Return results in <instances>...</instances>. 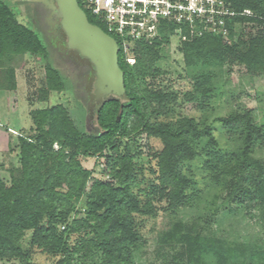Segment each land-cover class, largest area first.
Returning <instances> with one entry per match:
<instances>
[{
  "label": "trees",
  "instance_id": "1",
  "mask_svg": "<svg viewBox=\"0 0 264 264\" xmlns=\"http://www.w3.org/2000/svg\"><path fill=\"white\" fill-rule=\"evenodd\" d=\"M77 2L89 23L106 33L84 0ZM232 8L254 15L228 21L232 27L240 22L264 25V0H233ZM188 26L159 22L155 38L135 41L130 63L114 38L125 96L112 97L97 108L91 131L83 122L78 125L62 104L30 111L32 127L16 138L17 165L6 169L7 180L0 179V261L33 264L31 257L40 253L53 264H139L137 254L146 244L142 221L154 218V205L164 202L165 213L178 219L183 208L199 200L198 183L186 169L195 161L229 199L264 207V160L255 158L264 150V123L256 124L252 110L246 108L216 117L213 122L233 143L231 148H220L213 123L191 117L158 120L177 96L155 86L162 73L158 59L176 29L184 37V62L188 68L198 67L192 89L184 94L188 102L198 98V108L215 94L216 75L210 67L237 66L252 76L264 74V31L250 36L232 28L233 42L225 44L207 33L191 37ZM25 55L45 59L44 93L64 90L66 80L49 62L46 40L31 24L19 23L15 10L0 0V60ZM0 73V90L14 89V69L7 66ZM142 134L162 146L153 156L154 167L140 160L137 139ZM54 143L58 150H53ZM89 158L105 159L101 178L83 166ZM157 241L160 249L175 251L168 264H196L204 254L216 264H264L261 248L224 247L191 236L178 220Z\"/></svg>",
  "mask_w": 264,
  "mask_h": 264
},
{
  "label": "rangeland",
  "instance_id": "2",
  "mask_svg": "<svg viewBox=\"0 0 264 264\" xmlns=\"http://www.w3.org/2000/svg\"><path fill=\"white\" fill-rule=\"evenodd\" d=\"M16 13L19 23L30 26L20 16L16 0H1ZM233 0H226L225 9L232 14L223 15V25L205 26L197 23L189 27L191 37L201 36L204 33L222 38L225 44L233 42L230 39V29L235 32H243L246 35L255 36L264 31V25L252 22H240L232 27L228 21L242 16L254 17L249 10L235 11L232 8ZM32 27V25H31ZM214 28V29H213ZM113 38L115 35L110 34ZM237 36V35H236ZM184 40L181 29H176L169 35V42L164 47L159 59L158 67L162 73L155 79L156 89L174 93L177 101L170 105L169 111L159 116L158 120H176L180 117H191L197 121L213 123L214 136L220 148H231L233 143L221 130L219 124L214 123L216 117L226 116L230 111L238 108L251 109L256 124L264 123V74L249 75L242 67L225 66L210 70L215 77V94L202 108H198V98L195 101H186L184 94L192 89L193 79L198 67L188 68L181 52V42ZM119 41V40H118ZM130 49L124 51L127 62H132L131 49L135 41L126 40ZM148 42V41H147ZM121 44V42H119ZM48 60L58 69L66 80V85L61 92L44 93L41 89V80L44 76L45 59L32 55L12 57L8 60H0V69L12 67L15 74V87L12 90H0V179L7 180V170L11 165H17V153L15 148L16 138L19 133L26 132L32 127L30 111L45 109L57 104L64 105L78 125L83 122L84 109L78 100H82V85L77 79V70L69 60L62 58L60 54L48 47ZM1 77V73H0ZM1 79V78H0ZM75 93V95H74ZM78 98H76V97ZM90 123V122H89ZM88 128L90 125L88 124ZM8 142L12 152L8 150ZM137 147L141 152L142 162H151L155 166L153 156L162 148L159 141L147 138L142 134L137 139ZM58 144H53V150H58ZM106 155H110L108 151ZM255 158L264 160V150L257 151ZM105 159H86L83 166L93 169V177L101 178L100 171L104 168ZM188 173L198 183L200 198L193 207L183 208L178 219H173L165 213L166 204L157 203L154 218L142 221V235L146 242L143 249L137 254L139 264H168L170 255L175 251L160 249L157 241L158 235L171 227L177 220L182 223L185 232L191 236L199 235L206 241L218 242L221 246H235L244 244L255 249L264 250V207L263 205L246 206L240 201H233L225 193L208 179L197 161L189 163L186 167ZM108 182L107 178L103 179ZM60 230L62 228L60 227ZM26 245V240H24ZM177 251V250H176ZM30 262L33 264H53L51 258L40 253H35ZM210 255H200L196 258V264H216ZM0 264H21L19 261H0Z\"/></svg>",
  "mask_w": 264,
  "mask_h": 264
},
{
  "label": "built area",
  "instance_id": "3",
  "mask_svg": "<svg viewBox=\"0 0 264 264\" xmlns=\"http://www.w3.org/2000/svg\"><path fill=\"white\" fill-rule=\"evenodd\" d=\"M91 15L130 49L126 40L151 41L161 21L176 25H223L226 0H84ZM214 29V28H213Z\"/></svg>",
  "mask_w": 264,
  "mask_h": 264
},
{
  "label": "water",
  "instance_id": "4",
  "mask_svg": "<svg viewBox=\"0 0 264 264\" xmlns=\"http://www.w3.org/2000/svg\"><path fill=\"white\" fill-rule=\"evenodd\" d=\"M55 3L67 48L88 60L95 70V79L91 78L86 86V91L90 92L93 82L94 94L90 95V101L95 98L100 105L105 96L124 98L123 73L118 66L120 49L116 40L89 23L77 0H55Z\"/></svg>",
  "mask_w": 264,
  "mask_h": 264
},
{
  "label": "flooded vegetation",
  "instance_id": "5",
  "mask_svg": "<svg viewBox=\"0 0 264 264\" xmlns=\"http://www.w3.org/2000/svg\"><path fill=\"white\" fill-rule=\"evenodd\" d=\"M16 5L20 9V16L23 20L41 33L48 47L60 54L62 58L69 60L77 70V79L82 85V100L78 101L84 109V127L87 131H91L97 108L108 100L109 96L103 97L100 105L96 104L95 98L90 101V95L94 94L93 82L90 92L86 91V86L91 78L95 79V70L88 60L67 48V38L60 25L59 11L56 8L55 0H16ZM90 106H92L91 109ZM88 124L90 128H88Z\"/></svg>",
  "mask_w": 264,
  "mask_h": 264
}]
</instances>
